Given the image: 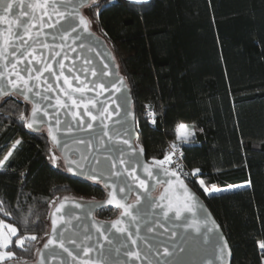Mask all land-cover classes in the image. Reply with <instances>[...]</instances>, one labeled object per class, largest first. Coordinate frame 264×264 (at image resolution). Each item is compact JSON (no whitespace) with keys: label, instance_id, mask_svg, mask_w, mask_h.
<instances>
[{"label":"trees","instance_id":"obj_1","mask_svg":"<svg viewBox=\"0 0 264 264\" xmlns=\"http://www.w3.org/2000/svg\"><path fill=\"white\" fill-rule=\"evenodd\" d=\"M98 3L82 10L131 87L138 145L149 161L162 159L172 142L181 146L186 180L223 228L232 264H264L258 247L264 242V0ZM16 107L27 112L31 105ZM0 109V159L13 152L0 170V219L37 236L26 252L11 249L15 262L34 261L57 198L103 199L107 190L50 160L58 151L46 128H26L11 102ZM149 110L156 111V124ZM179 123L196 127L189 142L177 139ZM16 140L21 144L13 151ZM196 168L201 171L191 175ZM200 179L221 191L206 194ZM108 209L96 216L119 213Z\"/></svg>","mask_w":264,"mask_h":264},{"label":"snow or ice","instance_id":"obj_2","mask_svg":"<svg viewBox=\"0 0 264 264\" xmlns=\"http://www.w3.org/2000/svg\"><path fill=\"white\" fill-rule=\"evenodd\" d=\"M134 2L146 3L147 0ZM84 7L99 8L101 5L98 0H0V22H3L0 23V104L6 107L11 102L26 128L35 132L47 128L51 143L63 154L61 157L51 152L49 158L54 164L63 159L68 171L83 174L86 169L90 179L104 184L106 198L93 201L89 215L95 207L104 208L106 205L119 211L116 219L110 222L93 221L94 233L85 232L78 242L75 235H64L69 230L70 221L64 219L68 213L57 215L64 209V204L60 203L52 214L51 235L43 245L44 250L40 251L39 264H69V261L58 258L57 249L67 254L70 264H77V261L79 264H111L107 254L113 251L117 255L123 251L124 257L131 258V264H152L148 255L153 252L165 257L174 255L168 247H164L161 253L159 246H153L146 235L141 236L140 224L146 214V206L158 210L154 214L161 217L160 221L147 225L148 232L163 230L174 237L175 232L167 228L163 221L183 220V224L176 227H187L202 233L203 243L211 249L215 260L205 259L203 264L226 260L231 250L219 232V225L211 220L197 194L185 183L189 173L183 170V152L179 145L170 143V150L162 159L153 158L150 163L141 159L145 149L135 143L137 121L123 78L118 72H109L107 64H103L97 72L91 58L83 55L92 51L98 42L91 30L92 21L81 11ZM9 16L16 18L14 36L13 23L7 20ZM21 17L27 19L22 20ZM4 23H7V28H4ZM45 27L52 31L42 35ZM68 52H74L76 56L69 57ZM96 55L101 56L100 53ZM66 60H71V63L65 64ZM108 76L114 78L106 79ZM105 92L109 95L104 100L99 99ZM18 101L31 105L30 110H19L16 107ZM113 116L117 119L113 120ZM148 116L151 123H157L156 111L149 110ZM93 122H97L100 128L94 139L105 148V163L108 166L103 170L98 169L101 161L96 156L89 160L91 153L99 152L93 145V138L74 139L73 143L84 146L85 151H80L79 148L69 149L68 142L58 135L61 128L68 133L74 126L93 129ZM176 132L182 142H189L195 136V131L185 123H179ZM105 141L124 147L108 148ZM20 144L21 141L16 140L13 151ZM113 151L117 153L115 158L112 157ZM12 155L13 152L9 151L0 159V170H4ZM137 169L143 178L137 175ZM200 171L199 168L193 169L191 175ZM149 181H152L151 188ZM198 183L208 195L221 191L215 186H206L203 179ZM160 185L164 186L163 191L158 197L152 196ZM80 206L76 204V207ZM3 211L0 207V212ZM4 215L10 214L4 212ZM101 238L107 242V248ZM36 239V235L22 234L13 223L0 219V264H11L17 259L16 253L11 250L13 245L26 252V243ZM113 241L119 246L114 247ZM138 241L145 245L146 252H142ZM258 247L264 253V242H260ZM178 250L184 252L185 248L178 246ZM124 264H130L129 260H125Z\"/></svg>","mask_w":264,"mask_h":264},{"label":"water","instance_id":"obj_3","mask_svg":"<svg viewBox=\"0 0 264 264\" xmlns=\"http://www.w3.org/2000/svg\"><path fill=\"white\" fill-rule=\"evenodd\" d=\"M82 9H81V11L83 12ZM20 19H22V20L27 19V17H21ZM45 19H47V18H45ZM53 19H55V17H53ZM7 20L11 21L13 23V36H14L15 35V29H16V24H15L16 18L14 16H9L7 18ZM0 23H3V22H0ZM7 26H8L7 23H4V28H7ZM37 27H39V26H37ZM91 30L95 33V36L98 38V42L95 44V47L92 51L84 52L83 55L91 58L92 64L95 66L97 72H99V70L103 66V64L108 65L109 72H112V73L118 72L119 76L123 78L124 86L128 90L129 98L131 100V106L133 108L134 99H133L131 87H130L127 79L125 78V76L121 72L119 65L117 64V60H116V57L113 53V50L111 49V47L109 46L107 41L101 35L97 34L92 28H91ZM50 31H52V30L47 29L45 27L42 35L46 32H50ZM67 50H68L67 46H65V51H67ZM96 53H100L101 56H97ZM68 55H69V57L74 58L76 56V53L68 52ZM64 62H65V64H70L71 60H66ZM113 78H114L113 76L106 77V79H113ZM89 95H95V93H90ZM108 95H109V93L105 92L104 96L99 97V99L104 100L105 97H107ZM114 95H117V94H114ZM133 111H134V108H133ZM134 114H135V111H134ZM121 115H123V110H121ZM135 117H136V114H135ZM115 119H117V117L113 116V120H115ZM72 123H73V125H75V121H73ZM134 130L137 134L136 138H135V143L138 145L137 140L139 137V133H138L136 124H135ZM99 132H100V128L98 126V123L93 122V129L79 128V127L74 126L72 132L68 133V132H65L63 130V128H61L60 133H58V135L60 136V138L62 140L68 142L69 149L75 150V149L79 148L80 151H85L84 146L83 145H77V144L73 143V140L77 139V138H84V139L93 138V145L99 149V152L91 153L89 156V160H91L93 155L96 156V158L101 161L100 165H98L97 167H98V169L103 170V169H106L108 166L105 163V155H104L105 148L100 147L99 142H97L94 139L99 134ZM111 134L112 133H110V135ZM49 139L51 141L50 137H49ZM105 142H106L108 148L124 147V145H122V144H115L114 145L111 141H105ZM55 148L57 149V151L60 153V155L62 157L63 154L59 151V149L56 146H55ZM116 155H117V153L115 151H113L112 157L115 158ZM141 159H143L144 161H147L149 163L151 162L147 159L145 151L142 154ZM65 168H66V166H65ZM66 170H67V168H66ZM68 172H70V171H68ZM70 173L76 177H79V178H85V179L92 180L89 178L86 169H85L83 174H79L76 172H70ZM137 175H140L143 178V174L141 173V171L139 169H137ZM92 181H95V180H92ZM95 182H98V181H95ZM100 183H102V182H100ZM185 183H187L188 187L197 194L199 201H200V204H202L207 209L208 213H210L211 220L219 225V232L223 235L224 239L227 241L228 248L231 250V255L228 256L226 260L215 261V264H232L233 253H232L231 246L229 244V241L225 235L223 228L221 227L220 223L215 218L214 214L212 213V211L210 210L209 206L207 205L205 200L202 198V196L187 181H185ZM151 184H152V181H149V187L150 188H151ZM163 187H164L163 185L158 186L156 188V191L152 192V196L158 197L160 195V193L163 191ZM65 198H67V199H65ZM105 198H103V199H82V198H78L75 196H66V197L57 198L56 201L53 203L51 210H50V214H49L50 227H49L48 234L44 237V239L40 243L36 259L34 261H26V264H39L40 251L44 250L43 245L47 242V240L50 238V235H51L52 214L55 212V208L58 207L60 203L64 204V209H62L61 213L57 214V215H64V213H68V215H64V219L66 221H70L69 230L67 232H65L64 235H65V237L75 235V238L79 242L85 232H93L94 233L93 221L100 222V223H107V222H110V221L116 219V217L119 215V213H118L113 219H110V220L100 219L96 216V213L101 209H104V208L114 209L113 206H110V205H106L104 208L95 207L94 210L91 212V215L88 214L89 208L93 206L92 205L93 201H101V200H104ZM132 199L134 201L135 194H133ZM77 203H79L81 206L76 207ZM142 203H143V201H142ZM144 211L146 214L143 218V221L140 224L141 229H142L141 236L146 235L147 240L149 242H151L153 244V246H159V251L161 253L163 252L164 247H168L169 251L174 253V255L167 256V257L162 256V255H157L154 252L149 253L148 259L150 261H152V264H156L157 261H159V264H203L205 259L215 260V258L212 257L211 249H209L207 247V245H205L203 243L202 233H196L195 231H193L192 229L187 228V227H176V225L183 224V220H178V221H174V222L163 221L167 228H169L175 232L174 237L170 236V234L168 232H165L163 230L148 232L147 231V225L152 224L156 221H160L161 217L158 214H154V212L158 213V210L148 209L147 206L145 207ZM117 235H119V234H117ZM121 239H124V237L121 236ZM94 240H95V236L93 237V242H94ZM101 241H102V243L105 244V246L107 248V242L103 241L102 238H101ZM113 245H114V247L119 246L116 241H113ZM138 245L141 248L142 252L147 251V249L143 243L138 241ZM67 246L71 247L70 245H67ZM178 246H183L185 248V251L179 252ZM57 253H58V258H63L66 261H69V264H70V258L67 257L66 253H63L62 249H57ZM107 255H108V259L111 261V264H124L125 260H129V262L131 264V258L124 257L123 251H121V253L119 255H117L114 251L111 254H107ZM6 264H9V262H7ZM11 264H24V262L12 261ZM49 264H56V262H49ZM77 264H79L78 261H77ZM137 264H138V262H137Z\"/></svg>","mask_w":264,"mask_h":264},{"label":"rangeland","instance_id":"obj_4","mask_svg":"<svg viewBox=\"0 0 264 264\" xmlns=\"http://www.w3.org/2000/svg\"><path fill=\"white\" fill-rule=\"evenodd\" d=\"M186 124V123H185ZM188 125V124H187ZM189 126V129L190 130H192V131H195V126H193V125H188ZM178 139V138H177ZM192 139V138H191ZM179 140V139H178ZM179 142L180 143H186V142H182L181 140H179ZM180 148H181V146H179ZM54 152H56L55 150H53ZM56 154L58 155V156H60L59 154H58V152H56ZM62 164H63V161H62V159L61 160H59V161H57V163H56V165H58V166H60V167H62ZM63 167H65V165L63 164ZM205 185L206 186H208V184L207 183H205ZM208 187H211V186H208ZM6 223H9V222H6ZM7 263V262H6Z\"/></svg>","mask_w":264,"mask_h":264},{"label":"built area","instance_id":"obj_5","mask_svg":"<svg viewBox=\"0 0 264 264\" xmlns=\"http://www.w3.org/2000/svg\"><path fill=\"white\" fill-rule=\"evenodd\" d=\"M168 150H170V145L168 146ZM168 150H167V151H168ZM180 150L183 152L182 148H180ZM181 163H182V164H183V166H184V161H183V159H182ZM183 170H184V167H183ZM184 172L186 173V171H185V170H184ZM185 181H187V180H185Z\"/></svg>","mask_w":264,"mask_h":264}]
</instances>
